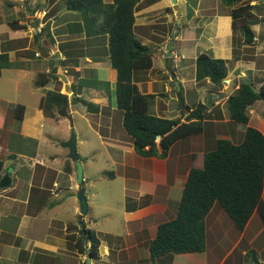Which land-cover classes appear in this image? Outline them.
<instances>
[{"label":"crops","instance_id":"obj_1","mask_svg":"<svg viewBox=\"0 0 264 264\" xmlns=\"http://www.w3.org/2000/svg\"><path fill=\"white\" fill-rule=\"evenodd\" d=\"M63 1L45 0L42 4L39 20L43 17H46V20L39 22L35 27L33 58L31 55L29 58L18 56L19 52L29 49L28 43L21 45L17 42L24 36L15 37L10 34L12 37H9L7 30H0V53L7 52L8 61L11 63L10 67L1 71L0 78L4 73L11 77L14 93L17 92L20 82L26 79L35 78L36 82L38 74H43L47 79L44 85L37 86L35 83V109L29 111L27 106L22 104L23 118L17 131L8 129V116L10 113L12 115L16 105L21 104H12L0 92V180L5 175L10 178L9 186L0 188V264H86L90 243H83L84 253L77 248L80 237L78 223L83 222L84 228L90 230L92 227H89V222L87 226L84 225L78 204L73 207L72 212L65 210L61 193L67 192L70 195L67 199L76 200L79 187L83 188L85 195L84 187L91 177L86 173L88 178L85 182L80 186L76 184L75 168L67 157V149L49 139L51 132L44 128L46 121L55 124L62 121L61 117L56 120L59 110L56 111L55 119H49L45 118L39 109V102L46 91H53L55 87L58 92L66 95L68 100L80 98L98 107L97 110L88 112L83 105L69 102L65 113L67 116H84L85 120L86 115H92L94 125L90 123V129L97 134L100 144L111 150L109 155L112 164L121 168L120 174L124 183L123 205L119 209L122 229L92 230L99 240V247L96 259L90 258L89 264H177L176 258L183 260L184 263L181 264H202L196 258V255L201 253H170L153 261L149 260L147 245L155 237L157 225L173 218L176 212V207L174 211L167 212L166 205L157 203L158 201L152 198H155L159 187L164 188L167 194H170L173 187H183L192 154H203L206 149V125L213 130L212 139H208L211 144L217 139H226L238 144L246 127L255 128L264 135V110L258 106L259 101L263 102L262 99L255 101L247 109L246 125H235L225 118L222 109L225 98L224 101L213 99L220 90L212 89L213 86L208 80L197 83L194 79V60L198 54L205 53L215 59L227 60V80L248 77L251 83L259 88L263 83L262 79L258 80L259 75L264 79V16L259 14L258 9L253 10L257 18L251 26L255 41L248 46L242 44L240 33L233 34L230 8L223 6L220 0H176L175 5L171 0H140L137 3L134 11V34L141 44L151 49L152 67L147 71L134 73L133 81L142 93L156 96L151 107L153 115L168 117L167 107L164 101L160 100L161 97H158L160 94L171 100L177 98V95L173 98L169 95L173 87L165 57L169 43L174 80L183 92L188 93L187 95L193 94L191 89L196 87L195 105L189 107L194 108L199 103L204 105L207 95H212L211 104L205 110L209 119L203 122L201 134L177 141L170 148L166 159L143 158L133 151L131 139L122 128L121 113L116 108L114 77L106 50L107 36L103 37V40L98 37L88 38L82 30L81 15L67 11ZM251 1L256 6H260V1L261 9H264V0ZM103 2L110 3L111 0ZM10 31L15 33L20 30ZM233 49L238 51L236 59L233 58ZM56 53L59 54L57 66ZM32 59H35V62H32ZM165 66L168 73L165 72L162 79H158L160 70ZM54 67L57 69L56 74L63 76L65 82L52 74ZM166 74L168 77H165ZM253 81H256V84ZM157 85L161 87L157 89ZM189 86L192 88L188 89ZM157 90L160 93H157ZM111 91L114 92V102ZM215 107L218 110L213 111L212 108ZM177 112H180L179 115L170 119L180 118L181 113L188 114L179 106ZM68 118L70 120V117ZM102 126L103 135L100 131ZM223 129L227 130V135L221 132ZM14 135L22 140L34 142L35 147L27 153L28 156H23L21 150L12 152L13 147L9 141L14 140L11 137ZM62 140L67 141L66 138ZM83 142L78 140L80 145ZM67 160L70 172L65 170L68 166ZM87 160V157L79 159L83 180ZM9 167L11 171L8 173ZM23 171H27L24 179L20 176ZM180 172L185 174L182 182L174 180V183H171ZM105 173L101 174L104 176ZM106 175L111 179L116 176L113 172H107ZM164 189L161 195H165ZM261 198L264 206V180ZM211 209V213L218 214L222 211L216 205ZM88 210L87 206V212ZM62 213L64 215H61ZM254 217L253 214L247 225L254 221ZM94 224L97 227L96 221ZM253 225L255 228L259 227L256 220ZM260 228L256 229L257 235L261 232ZM250 236H253L252 240L256 238L254 233ZM238 241L218 264H228L227 259ZM246 248L248 247L241 250L242 257L248 253ZM248 249L254 251V248ZM205 259L208 261L209 258Z\"/></svg>","mask_w":264,"mask_h":264},{"label":"trees","instance_id":"obj_2","mask_svg":"<svg viewBox=\"0 0 264 264\" xmlns=\"http://www.w3.org/2000/svg\"><path fill=\"white\" fill-rule=\"evenodd\" d=\"M139 1L111 0L110 3H104L103 0H64L63 3L67 11L81 15L82 30L88 38L107 36V54L114 77L116 108L121 113L122 128L131 139L133 151L143 158L166 159L170 148L177 141L203 132V122L209 119V115L202 109L201 103L194 108L184 103L181 89L177 91L178 106L188 111L187 115L181 113L182 122L180 118L158 117L151 113L156 96L142 93L133 81L134 73L147 71L152 67L151 49L141 44L134 34V11ZM220 3L230 8L233 34L240 33L242 44L252 45L255 37L251 26L257 19L253 10H260L261 6L250 5L246 0H220ZM7 26L13 31L23 29L17 21L7 22ZM237 57L238 51L233 49V58ZM227 64V60L200 53L194 60V79L197 83L208 80L214 89L221 90L227 78ZM10 65L7 52H1L0 75ZM169 71L173 73L172 69ZM45 81L46 77L38 74L35 83L41 86ZM259 91L264 95V83ZM260 99L250 85L238 84L224 101L229 121L246 125L247 109ZM69 102L83 105L88 112L98 108L80 98L68 100L66 95L57 91H46L39 102V109L45 118L55 119L56 111ZM23 111L22 105H16L13 109L12 114L17 123L21 122ZM197 157V154H192L175 216L157 225L155 237L147 245L150 261L170 253L204 252V220L213 205L224 211L237 231H243L254 213L258 214L264 227V206L261 198L264 180V135L255 128L246 127L240 143L217 139L205 149L201 165L196 164ZM68 162L67 160L68 166L65 170L70 172ZM84 231V237L78 238L79 245L76 246L84 253L82 245L88 241L90 258L96 259L99 240L92 230L84 228Z\"/></svg>","mask_w":264,"mask_h":264},{"label":"rangeland","instance_id":"obj_3","mask_svg":"<svg viewBox=\"0 0 264 264\" xmlns=\"http://www.w3.org/2000/svg\"><path fill=\"white\" fill-rule=\"evenodd\" d=\"M47 1V0H46ZM45 2V0H0V25H1V31H6V33H9V37L13 35L15 37L17 36H24L21 37L17 42L18 44H27L29 49L27 51L19 52L18 56L21 57H27L29 58L30 55L33 58L35 51V27L38 26L39 22H44L46 20V17L42 20L40 19L42 4ZM247 2L250 5H254L253 1L247 0ZM258 4L261 6V2L259 1ZM62 6V5H61ZM259 14L264 16V9L259 10ZM78 13V12H77ZM11 21H17L18 25L23 26V29L20 31H17L15 33H12L7 26V22ZM82 22V19H81ZM75 21L73 22V24ZM83 25V22H82ZM26 36V37H25ZM87 36V35H86ZM103 37H106L104 35L99 36V40H103ZM50 38V37H48ZM4 49V46L2 47ZM38 49V48H37ZM40 51H43V49H38ZM107 50V48H106ZM32 62H35V59H32ZM35 68V66H34ZM158 74V79H162V76L165 72L168 73L166 66L160 70ZM35 72V70H34ZM163 74V75H162ZM173 74V73H172ZM165 77H168L167 74ZM9 75L4 73L1 76L0 80V92L7 97L8 100L12 102V104H23L26 105L29 111H33L35 109V78L34 80L26 79L18 85L17 92L14 93V84L12 80L10 79ZM263 80L262 75H259L258 80ZM172 81V80H171ZM176 81V80H174ZM174 81H172L173 87H171V93L169 95L173 98L177 95V88L174 84ZM177 82V81H176ZM256 84V81H253ZM203 85V84H202ZM2 86V87H1ZM158 86V87H157ZM157 89L160 85H157ZM206 86V85H205ZM161 87V86H160ZM226 86H223L220 90V93L223 92L224 88ZM258 88V86H255ZM192 87L189 86L188 89H191ZM196 87L191 89L193 91V94L187 95L188 93H185L181 89V97L184 103H186L188 106L195 105L194 99L197 97V93L195 91ZM214 89V87H212ZM53 91L58 92V88H54ZM159 91V90H157ZM190 92V91H189ZM60 93V92H59ZM112 101L114 102V92H112ZM157 93H160L157 92ZM219 93V94H220ZM163 96V94H162ZM161 97L160 100L164 101V104L167 107V114L168 117H175V115H179L180 112H177L178 108V99L173 98L171 100L170 98ZM225 98V97H224ZM223 98V99H224ZM167 99V100H165ZM169 99V100H168ZM198 99V98H197ZM222 99V100H223ZM225 100V99H224ZM223 100V101H224ZM204 103V102H203ZM206 105V101L204 103ZM202 105V106H204ZM219 106V105H218ZM258 106L260 109L264 110V102L259 101ZM222 109L225 112V118H228L226 108L223 104ZM151 110V109H150ZM153 114V112L151 111ZM264 113V112H263ZM86 120L83 118L84 116H79L77 114H72L68 117H70V121L67 118L57 116L56 120L60 118L61 123L55 124L52 121H46L44 128L47 131H50L51 133V140H53L57 145H61V143H64L65 140L69 138L70 135V123L72 125V129L77 136V144H76V151L79 159H82L84 157L88 158L87 165L84 168L85 173V179L82 181L85 182V180L88 178L86 177V173L89 174L90 182L85 184V196L87 197L88 201V212L81 216L84 219V225L87 226L88 222L90 223L89 227H92V230L98 231V230H113V229H122V218L119 214V209L123 205V191H124V183L122 181L121 177V168L118 166H114L112 164V158L109 155L110 149H106L100 144V141L98 140L97 134L94 133L90 129V123L94 125V120L92 115H86ZM116 117V115H115ZM182 119V116H180ZM8 123L10 126H8V129H15V131L18 130V126L20 123H17L16 119L14 118L13 114L11 113L8 116ZM117 119V117H116ZM183 120V119H182ZM182 122V121H181ZM236 125V124H235ZM209 125H206L207 128V138L212 139L213 130L212 128H208ZM234 127V125L232 124ZM101 134L103 135L104 127L100 129ZM122 131V130H121ZM221 132H224L227 135V130H221ZM239 138V134H237ZM14 138V140L9 141L10 146L13 147L12 152L16 153L15 151H22L24 153L23 156H28L33 148L35 147V144L33 141H27V139H21L19 136L14 135L11 136ZM208 139H204V143L206 145V150L209 148V145L211 144V141L209 142ZM78 140L84 141L82 145L78 143ZM178 148V147H177ZM66 150V149H65ZM176 150V149H175ZM68 151V150H67ZM173 154V152L171 153ZM202 155L199 154L196 159V164L201 165L202 163ZM81 157V158H80ZM82 161V160H81ZM170 166V164L168 165ZM190 166V163H189ZM11 168V167H9ZM8 168V169H9ZM7 169V171H8ZM107 172H113L115 176V179L108 178V175H106ZM27 171H23L20 173V176L24 179L25 174ZM101 173H105L103 176ZM183 172H180L176 175V178L174 177L173 181L171 183H174V180H179L182 182L184 178ZM91 184V186H90ZM181 184V183H180ZM89 186L91 188H89ZM182 186L179 187H173L170 191V194L166 193V190L162 187L157 188L156 190V196L155 198H152L154 201H158L157 203H163L167 207V212L170 210H175L176 204L179 201L180 198V191ZM165 190V195H161V191ZM71 193V191H70ZM62 198L65 201V210H68L69 212L73 211V207H75L78 202L75 199L68 198L67 192L61 193ZM67 199V200H66ZM63 201V202H64ZM263 202V200H262ZM217 206V205H216ZM213 209L207 214L205 217V252L201 254H197L196 258L200 261L202 264H218L222 258L226 256V254L229 252L233 244L237 242L236 248L232 250L231 255L229 256L228 264H231L232 262L235 264H263L264 262V227L261 224V220L259 219L258 214L254 213V221L251 224H246L243 231L239 232L235 230L234 226L232 225L229 217L224 213V211H221V213H211ZM221 210V209H220ZM79 211V210H78ZM61 215H64L62 213ZM253 216V215H252ZM251 216V217H252ZM69 217V214H68ZM93 218V219H92ZM258 222V226L261 227L259 229L260 234L257 235L256 229L259 227H253L254 222ZM97 222V227L94 222ZM83 225V222H80ZM79 227V226H78ZM251 233H254V236L256 237L254 240H252L253 236H250ZM257 235V236H256ZM253 242H252V241ZM249 242H251V245H249ZM244 247H248L250 249L254 248V251L249 250L248 254L245 257V260L242 261L241 250L243 251ZM205 258H209L208 261H206ZM256 259V261H254ZM205 261V262H204ZM225 261V260H224ZM175 262L177 264H181L183 262L182 259L176 258ZM184 263V262H183ZM227 264V263H226Z\"/></svg>","mask_w":264,"mask_h":264},{"label":"water","instance_id":"obj_4","mask_svg":"<svg viewBox=\"0 0 264 264\" xmlns=\"http://www.w3.org/2000/svg\"><path fill=\"white\" fill-rule=\"evenodd\" d=\"M171 2L174 5L176 4V0H171ZM170 48H171V43H169L167 45V47H166V54H165V57L167 58V68H168V70L171 69ZM58 57H59V54L56 53V61H55L56 66L58 64ZM56 72H57V69H56V67H54L52 69V74L59 76V78L63 82H65V78L63 76H61V75L56 74ZM174 78H175L174 74H171L172 81H174ZM224 83L226 84V87L224 88L223 92L220 93V94H216L215 96H213V99L217 98L219 100H222L224 97L228 96L230 93H232L234 91L236 85L238 87V84L244 83V84L250 85L252 91L254 93L258 94L259 97L264 102V95H262L260 93L259 89L256 88L251 83V81L249 80L248 77L239 78L238 80H236V79L227 80L226 79V80H224ZM174 84H175V86L177 88V91H179L180 90L179 84L176 81H174ZM211 100H212V95L211 94H208L207 97H206V105H204L202 107L203 110H206L207 107L210 106ZM65 109H66V105L62 106V108L58 112V115L61 116V117L67 118L69 120L67 114L65 113ZM184 112L186 114L188 113V111L185 110V109H184ZM70 127H71V130H70L69 138H68L67 141H65L64 143H62L61 146H63L65 149L68 150L67 157H68V159L74 165V168H75V181H76V184L78 186H80L82 184V181H83V178H82V166H81V163L79 162V157L77 155V151H76V135H75V133H74V131L72 129L71 123H70ZM10 171H11V168L8 169V173ZM9 184H10V178L8 177V175H5L0 180V188L8 187ZM75 197H76V200L78 202L79 214L81 216H83V215H85L87 213V201H86V197L84 195V190H83L82 187H79V189H78ZM78 226H79V230H80V236L81 237H84V235H85L84 226L81 223H78ZM86 255H87L86 264H89V262H90V255H89V252L88 251H87Z\"/></svg>","mask_w":264,"mask_h":264},{"label":"clouds","instance_id":"obj_5","mask_svg":"<svg viewBox=\"0 0 264 264\" xmlns=\"http://www.w3.org/2000/svg\"><path fill=\"white\" fill-rule=\"evenodd\" d=\"M171 70V69H170ZM172 74V73H171ZM259 89V88H258Z\"/></svg>","mask_w":264,"mask_h":264}]
</instances>
